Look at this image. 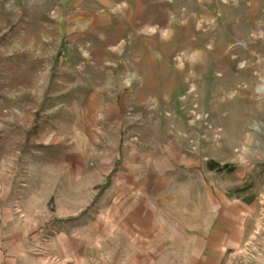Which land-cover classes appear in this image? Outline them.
Masks as SVG:
<instances>
[{"label":"rangeland","instance_id":"1","mask_svg":"<svg viewBox=\"0 0 264 264\" xmlns=\"http://www.w3.org/2000/svg\"><path fill=\"white\" fill-rule=\"evenodd\" d=\"M254 201L261 227L264 0H0L8 260L205 264L201 218Z\"/></svg>","mask_w":264,"mask_h":264},{"label":"crops","instance_id":"2","mask_svg":"<svg viewBox=\"0 0 264 264\" xmlns=\"http://www.w3.org/2000/svg\"><path fill=\"white\" fill-rule=\"evenodd\" d=\"M103 1L104 0H102V2ZM224 209L225 212L219 216V218L216 216V218L213 219V222L206 223V220L201 218L202 220L198 223L200 234L225 236L222 239V243L219 242L216 237L213 241L209 242V245L207 244V246H209L208 249L212 248L215 252H218L219 255L217 259L214 258L211 260L212 264H221L228 250H234V253H237L238 251L241 253L240 251H242L243 248L242 242L244 240L243 236H249L244 244V247H246L245 264H264V244H262L263 246L261 247V250H259V247H257L254 241V236L259 232L264 235V209H262L263 212L261 213L263 214L261 227L257 226L259 219V204L257 201H254L249 205L240 204L236 208L231 205ZM251 236L252 238L250 239ZM262 240L264 243V238ZM208 249H206V258L203 260L205 264H210L207 258ZM255 252L257 255H255ZM0 264H15V262L13 260H8L7 254L0 250Z\"/></svg>","mask_w":264,"mask_h":264},{"label":"trees","instance_id":"3","mask_svg":"<svg viewBox=\"0 0 264 264\" xmlns=\"http://www.w3.org/2000/svg\"><path fill=\"white\" fill-rule=\"evenodd\" d=\"M209 169H211V170H220V169H223V168H221L220 166H218L215 162H211L209 164Z\"/></svg>","mask_w":264,"mask_h":264}]
</instances>
